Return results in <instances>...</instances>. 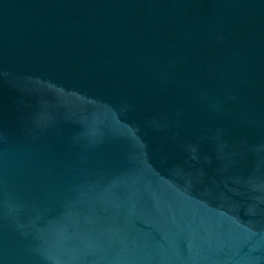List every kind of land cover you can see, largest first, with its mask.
Listing matches in <instances>:
<instances>
[{"label": "water", "instance_id": "1", "mask_svg": "<svg viewBox=\"0 0 264 264\" xmlns=\"http://www.w3.org/2000/svg\"><path fill=\"white\" fill-rule=\"evenodd\" d=\"M0 264H264V0H0Z\"/></svg>", "mask_w": 264, "mask_h": 264}]
</instances>
